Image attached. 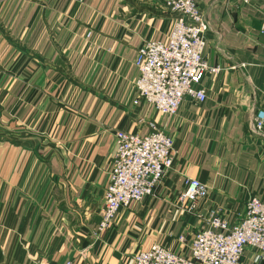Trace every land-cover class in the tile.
I'll use <instances>...</instances> for the list:
<instances>
[{
  "label": "crops",
  "instance_id": "crops-1",
  "mask_svg": "<svg viewBox=\"0 0 264 264\" xmlns=\"http://www.w3.org/2000/svg\"><path fill=\"white\" fill-rule=\"evenodd\" d=\"M205 59L219 66L165 117L135 106L138 50L166 43L172 13L155 0H0V264H133L160 244L191 257L210 212L232 224L264 202V0H198ZM174 142L153 196L101 230L116 133ZM198 179L209 196L182 200ZM185 241H180L181 237ZM247 249L243 264H256ZM264 264V263H263Z\"/></svg>",
  "mask_w": 264,
  "mask_h": 264
},
{
  "label": "built area",
  "instance_id": "built-area-1",
  "mask_svg": "<svg viewBox=\"0 0 264 264\" xmlns=\"http://www.w3.org/2000/svg\"><path fill=\"white\" fill-rule=\"evenodd\" d=\"M174 18L166 43L150 41L137 53L139 76L134 84L135 106L146 105L162 116H175L186 97L204 103L207 93L197 87L207 74H219V66L205 59L209 24L198 0H155ZM250 5L252 0H238ZM264 32V25H263ZM152 132L139 135L116 133V152L104 193V215L100 229L110 227L118 212L132 203L153 196L174 164L172 138L151 124ZM253 131L264 137V111L254 117ZM209 196V188L198 179L186 183L182 200L193 211L195 204ZM180 241L184 242L185 237ZM249 249L255 263H264V202L254 197L246 204L245 214L232 224L220 211L213 210L191 243V257L175 253L160 244L133 258V264H243ZM67 264H71L68 262Z\"/></svg>",
  "mask_w": 264,
  "mask_h": 264
}]
</instances>
